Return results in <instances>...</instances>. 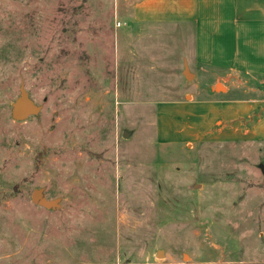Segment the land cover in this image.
I'll use <instances>...</instances> for the list:
<instances>
[{
  "label": "rangeland",
  "instance_id": "374dc122",
  "mask_svg": "<svg viewBox=\"0 0 264 264\" xmlns=\"http://www.w3.org/2000/svg\"><path fill=\"white\" fill-rule=\"evenodd\" d=\"M165 24L0 0V264H264V158L165 109L208 75L190 26ZM21 85L40 110L18 121Z\"/></svg>",
  "mask_w": 264,
  "mask_h": 264
},
{
  "label": "crops",
  "instance_id": "0c3cea01",
  "mask_svg": "<svg viewBox=\"0 0 264 264\" xmlns=\"http://www.w3.org/2000/svg\"><path fill=\"white\" fill-rule=\"evenodd\" d=\"M122 5L132 7L133 20L178 28L185 23L193 32V61L208 73L206 83L165 109L180 108L176 113L189 119L194 137L244 142L264 158V0H122Z\"/></svg>",
  "mask_w": 264,
  "mask_h": 264
},
{
  "label": "water",
  "instance_id": "95a60500",
  "mask_svg": "<svg viewBox=\"0 0 264 264\" xmlns=\"http://www.w3.org/2000/svg\"><path fill=\"white\" fill-rule=\"evenodd\" d=\"M184 75L186 78L191 76V73L188 72L187 67L185 66L184 69ZM40 110V106L37 105L29 96L28 91L26 88L21 85L19 88V94L14 100L12 104V109H11V116L14 120H25L32 114H37L38 111ZM124 136H127V133L123 134ZM259 167L261 168V171L264 175V165L260 164ZM31 200L40 206H43L45 208H55L58 206V200L57 199H47L43 192L42 189H35L31 193ZM162 253V251H158Z\"/></svg>",
  "mask_w": 264,
  "mask_h": 264
},
{
  "label": "bare ground",
  "instance_id": "6f19581e",
  "mask_svg": "<svg viewBox=\"0 0 264 264\" xmlns=\"http://www.w3.org/2000/svg\"><path fill=\"white\" fill-rule=\"evenodd\" d=\"M159 254H161V253L159 252Z\"/></svg>",
  "mask_w": 264,
  "mask_h": 264
},
{
  "label": "built area",
  "instance_id": "2783aa9c",
  "mask_svg": "<svg viewBox=\"0 0 264 264\" xmlns=\"http://www.w3.org/2000/svg\"><path fill=\"white\" fill-rule=\"evenodd\" d=\"M119 25V24H118Z\"/></svg>",
  "mask_w": 264,
  "mask_h": 264
}]
</instances>
